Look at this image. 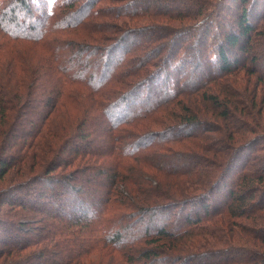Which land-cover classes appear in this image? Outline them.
<instances>
[{"label": "trees", "instance_id": "obj_1", "mask_svg": "<svg viewBox=\"0 0 264 264\" xmlns=\"http://www.w3.org/2000/svg\"><path fill=\"white\" fill-rule=\"evenodd\" d=\"M37 4L0 7V180L38 175L5 195L40 220L1 221L38 247L16 264H264V110L232 79L261 83L264 0Z\"/></svg>", "mask_w": 264, "mask_h": 264}, {"label": "rangeland", "instance_id": "obj_2", "mask_svg": "<svg viewBox=\"0 0 264 264\" xmlns=\"http://www.w3.org/2000/svg\"><path fill=\"white\" fill-rule=\"evenodd\" d=\"M37 2L38 6H39V10H37L38 13H41L44 9L48 8H52L55 7L59 1L61 0H34V2ZM4 4V0H0V7H2V5ZM34 6H36V4H34ZM256 25L258 24V31H257V37H258V45L256 43V51L258 52V58H259V64L258 67L261 70V83L257 81V76L255 74H251L249 70L246 71H240V73L238 75L232 76V79L234 81L233 84H235L236 82V86H238V88H240L241 90H251V92L257 93L259 98H254L255 100L251 99L249 96L245 99L244 96H242L245 100V105L247 106H243V104H241V107H244L246 110H248L249 112L251 111L252 113H255V111H257L258 108L263 109L264 110V15L263 17H253ZM260 23V25H259ZM249 57V56H248ZM250 61V60H248ZM250 63V62H249ZM232 81V80H231ZM233 84L231 85L232 89H234ZM240 91L236 90V93ZM256 95V94H255ZM258 99V100H257ZM243 117H246L245 114L243 112H241L240 114ZM248 120V125L251 128L250 130L246 131L241 137L245 138V137H249L251 136L255 131H259V133L263 136L264 133V119H261V124H259L258 120H253L252 118H247ZM3 122V121H2ZM1 126V125H0ZM253 129V130H252ZM261 141L264 142V139H262ZM53 145H57L56 141H52ZM264 152L261 151L260 152V157H263ZM38 159L36 160L37 162H41L42 159L45 158V155H38ZM49 156V155H47ZM40 164H44L43 162H41ZM70 167H73L70 166ZM18 169V167H16ZM13 169L12 171H10L2 180H0V198L3 196L4 199L0 200V223L2 220H6L7 221L11 218L17 217V219L20 220V222H22L20 224V229L21 231L23 230H31L30 227H28L29 229H26L27 227V222L26 220L31 219V221L33 222H39L40 220H38L39 216L35 215L34 213H30V212H26L23 211L21 208L18 207L17 204H9V201L5 199V195L7 194V192L12 191L15 189V191L19 192V185L20 184H25L28 183L31 180H34L38 175L36 176H32V175H20L17 172V169ZM36 169H41L40 168H36ZM67 168L66 166L59 168L58 172H64ZM40 175V174H39ZM32 176V177H31ZM26 177V178H25ZM34 183H36L35 181H33V183L31 185H34ZM27 185V184H26ZM25 186V185H24ZM259 219V218H257ZM260 220V219H259ZM263 220H264V216H263ZM241 221L247 222L248 220L243 219ZM33 222H29V223H33ZM24 223H26L24 225ZM26 231V232H27ZM5 233L2 232L1 228H0V264H16L17 261L23 259L24 257L28 256L27 258H36L37 257V252H38V247L35 245H32L31 247L25 249V250H18L17 252L13 253L14 250H8L7 248H5V246H3L1 244L2 239L5 237ZM31 258V259H32Z\"/></svg>", "mask_w": 264, "mask_h": 264}]
</instances>
